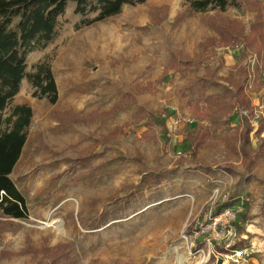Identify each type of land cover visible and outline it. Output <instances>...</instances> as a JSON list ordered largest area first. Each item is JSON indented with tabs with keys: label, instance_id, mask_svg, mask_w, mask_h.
I'll list each match as a JSON object with an SVG mask.
<instances>
[{
	"label": "rangeland",
	"instance_id": "1",
	"mask_svg": "<svg viewBox=\"0 0 264 264\" xmlns=\"http://www.w3.org/2000/svg\"><path fill=\"white\" fill-rule=\"evenodd\" d=\"M189 1L127 4L118 15L92 25L84 22L96 14H77L70 2L58 20L54 40L27 54V74L35 73L41 63L50 65L58 101L35 97L36 88L25 78L3 113L5 119L22 104L33 110L26 145L11 175L26 199L29 217L18 222V232L2 235L0 251L69 243L76 264H264V157L247 169L240 156L230 155L217 142L219 131L211 138L217 143L194 159L185 139L198 124L188 106L197 96L185 86L203 78L208 68L216 70L218 78L209 94L221 93L227 84L219 78L239 66L253 72L257 57L243 54L242 46L213 48L204 66L185 79L174 71L164 75L172 57H198V45L215 36L211 18L238 21L248 33L256 13L246 0H229L224 11L206 12L194 11ZM255 77L249 92L258 108L252 120L257 127L264 70ZM147 83L154 84V91L136 96L130 107L113 117L59 127L54 112H108L131 86ZM139 109L146 117L127 129L126 137L95 143L132 122ZM159 110L163 113L151 115ZM239 117L233 116L232 125ZM147 123L152 139L144 141ZM202 126L210 124L204 121ZM252 141L257 148L255 136ZM85 150L93 155V170L82 180L79 174L87 169L77 166L74 171L72 163ZM179 161L182 164L171 172ZM164 172L170 173L167 180L146 187L148 176ZM226 201L241 212L237 241L231 249L199 243L204 251L199 253L190 244L192 223L218 211ZM236 249L246 252L239 261ZM0 264H42V258L17 256Z\"/></svg>",
	"mask_w": 264,
	"mask_h": 264
},
{
	"label": "trees",
	"instance_id": "2",
	"mask_svg": "<svg viewBox=\"0 0 264 264\" xmlns=\"http://www.w3.org/2000/svg\"><path fill=\"white\" fill-rule=\"evenodd\" d=\"M148 0H0V239L4 233H16L21 229L19 221L28 219V208L25 197L18 190L11 175L19 162L27 142V129L30 126L33 110L27 104L15 106L10 115L3 119V113L20 91V85L25 78L36 88L35 97L48 99L52 104L58 101V89L52 69L49 64L41 63L33 74L26 73V56L29 52L43 48L51 43L56 36L58 20L67 9L70 2L75 4L77 14L86 16L96 14V17L86 23L92 25L118 15L127 4H141ZM247 5L256 13L255 20L247 33L244 26L235 20L223 22L211 18L210 25L215 36L209 37L198 45V57L183 55L172 57L164 70V75L174 71L185 79L187 74L202 68L207 61V54L213 48H244L243 54L251 53L257 57L259 64L251 72L244 66L231 70L226 78H219L227 84L218 94H209L216 82L217 71L207 68L203 78L189 82L185 89L191 90L197 96L189 100L188 106L198 124L193 132L187 133L185 139L192 158L199 159L202 151L210 149L215 143H221L231 154L241 157V164L247 169L264 157V98L261 101L262 112L258 117L257 127L252 120L258 108L252 103L249 92L251 79L257 80L255 73L264 70V1L246 0ZM229 0H190V8L196 12H206L209 9L224 11ZM200 57H203L202 59ZM154 84H134L108 112H93L88 115L67 113L59 115L54 112L59 127L64 129L74 124H92L113 117L130 107L136 96L151 94ZM163 113V110L151 112V115ZM247 113V114H245ZM238 114L239 121L232 125L233 116ZM146 117L139 109L133 121L115 128L107 135L95 140V143L108 144L119 137L127 136V129ZM208 121L210 127H203ZM146 130L141 139L149 141L151 124L145 125ZM222 135L217 142L211 138L218 132ZM257 138V148L253 147L252 137ZM74 147V146H72ZM91 151L80 152L73 161L72 169L77 166L87 169L79 174L82 180H87L92 167ZM183 161L177 162L175 169ZM170 173L164 172L150 175L146 179V187L153 188L167 180ZM41 256L42 264H76L73 248L69 243H59L54 246L43 245L40 248L27 246L20 252L0 251V260L17 256Z\"/></svg>",
	"mask_w": 264,
	"mask_h": 264
},
{
	"label": "built area",
	"instance_id": "3",
	"mask_svg": "<svg viewBox=\"0 0 264 264\" xmlns=\"http://www.w3.org/2000/svg\"><path fill=\"white\" fill-rule=\"evenodd\" d=\"M218 211H209L201 219L194 220L192 223L190 244L199 253L204 252L198 248V244H205L209 247L224 245L231 249L238 239L237 221L240 217V210L234 208L229 202H225ZM202 245V246H203ZM237 261L245 255L243 250H233Z\"/></svg>",
	"mask_w": 264,
	"mask_h": 264
},
{
	"label": "crops",
	"instance_id": "4",
	"mask_svg": "<svg viewBox=\"0 0 264 264\" xmlns=\"http://www.w3.org/2000/svg\"><path fill=\"white\" fill-rule=\"evenodd\" d=\"M191 115H193V113H192V112H191ZM193 117H194V116H193ZM238 121H239V119H238ZM237 123H238V122H237ZM201 247H202V245H201ZM212 248H214V247H212ZM212 248H211V249H212ZM212 250H214V249H212ZM210 255H211V253H210Z\"/></svg>",
	"mask_w": 264,
	"mask_h": 264
}]
</instances>
